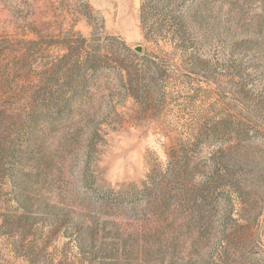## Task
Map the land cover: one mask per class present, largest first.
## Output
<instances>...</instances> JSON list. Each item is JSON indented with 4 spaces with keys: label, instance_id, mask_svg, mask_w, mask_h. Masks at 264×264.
I'll list each match as a JSON object with an SVG mask.
<instances>
[{
    "label": "rangeland",
    "instance_id": "1",
    "mask_svg": "<svg viewBox=\"0 0 264 264\" xmlns=\"http://www.w3.org/2000/svg\"><path fill=\"white\" fill-rule=\"evenodd\" d=\"M0 112V264H264V0H0Z\"/></svg>",
    "mask_w": 264,
    "mask_h": 264
},
{
    "label": "water",
    "instance_id": "2",
    "mask_svg": "<svg viewBox=\"0 0 264 264\" xmlns=\"http://www.w3.org/2000/svg\"><path fill=\"white\" fill-rule=\"evenodd\" d=\"M139 51H141V50L139 49Z\"/></svg>",
    "mask_w": 264,
    "mask_h": 264
},
{
    "label": "trees",
    "instance_id": "3",
    "mask_svg": "<svg viewBox=\"0 0 264 264\" xmlns=\"http://www.w3.org/2000/svg\"><path fill=\"white\" fill-rule=\"evenodd\" d=\"M1 113V112H0Z\"/></svg>",
    "mask_w": 264,
    "mask_h": 264
}]
</instances>
